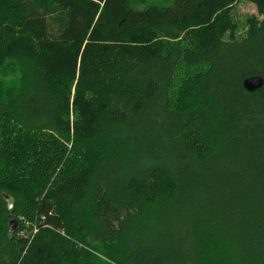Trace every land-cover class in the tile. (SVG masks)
I'll use <instances>...</instances> for the list:
<instances>
[{
    "label": "trees",
    "instance_id": "trees-1",
    "mask_svg": "<svg viewBox=\"0 0 264 264\" xmlns=\"http://www.w3.org/2000/svg\"><path fill=\"white\" fill-rule=\"evenodd\" d=\"M235 2L0 0V264H264V17L237 36Z\"/></svg>",
    "mask_w": 264,
    "mask_h": 264
},
{
    "label": "rangeland",
    "instance_id": "rangeland-1",
    "mask_svg": "<svg viewBox=\"0 0 264 264\" xmlns=\"http://www.w3.org/2000/svg\"><path fill=\"white\" fill-rule=\"evenodd\" d=\"M137 3L143 4L144 2H149L152 0H136ZM233 15L235 17V22L237 24V31H236V35L237 36H241L244 34V32L247 30V21L246 19L249 18V16L253 15L255 16L257 19H261L264 17V9L262 10V12L260 13L258 11V7L257 5L251 1V0H236L235 2V6L233 9ZM227 32V31H226ZM225 32V33H226ZM228 33V32H227ZM226 33V34H227ZM28 41L26 40L25 37H20L18 38V42H16V47L15 49H20V48H24V46L26 45ZM83 48H84V44L81 45V47H79L77 50L76 48L72 51H70L71 47H67V48H62V49H53V48H49V52L54 56V61L55 64H58V67H66L68 66V63L71 62L72 60V56L73 59L75 61L76 64H78L79 59H80V55L83 52ZM78 52V53H76ZM4 72H6V76L10 79H12L14 76H16V72H13L12 67L8 66V64L4 65ZM54 85H56L57 87L63 86V88L69 92L70 94V98H71V105L69 107V116L70 118H73L75 113H77V111H80L81 109H83L84 106L88 107V97H86L85 99H83L82 97H78L77 99H75L74 97V90H73V81L72 80H67L64 77H55L53 80ZM74 102L77 103V107L74 108L73 104ZM72 138L73 135H69V139L68 140H64L63 141V145L65 146V148L63 149V152L61 154H59V158L60 161L58 162L57 165V171L59 170V167L61 166V164L64 162L65 159H67V156H71V152L73 149V142H72ZM72 146V147H71ZM75 148L80 149L79 153L81 152V149L84 147L83 142L81 140H78L76 146L74 145ZM50 152L51 150L48 149ZM77 162H73V164H69L68 165V169L69 170H74L75 167H77ZM55 174L50 175V179L52 180L53 177H55ZM14 206V204H13ZM21 220H19L20 222ZM24 232V230L19 233L20 235H22Z\"/></svg>",
    "mask_w": 264,
    "mask_h": 264
},
{
    "label": "water",
    "instance_id": "water-1",
    "mask_svg": "<svg viewBox=\"0 0 264 264\" xmlns=\"http://www.w3.org/2000/svg\"><path fill=\"white\" fill-rule=\"evenodd\" d=\"M263 85V78L258 75L247 76L242 81V86L247 92H253L259 89ZM2 199L6 205V211L11 213L13 211L14 198L4 192L2 193ZM11 205V207H9ZM18 230V222L15 219H11L8 224L9 233H13Z\"/></svg>",
    "mask_w": 264,
    "mask_h": 264
},
{
    "label": "clouds",
    "instance_id": "clouds-1",
    "mask_svg": "<svg viewBox=\"0 0 264 264\" xmlns=\"http://www.w3.org/2000/svg\"><path fill=\"white\" fill-rule=\"evenodd\" d=\"M9 207H11V205H9Z\"/></svg>",
    "mask_w": 264,
    "mask_h": 264
}]
</instances>
